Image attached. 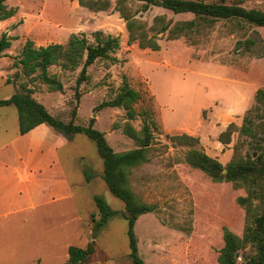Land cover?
<instances>
[{
    "label": "rangeland",
    "instance_id": "374dc122",
    "mask_svg": "<svg viewBox=\"0 0 264 264\" xmlns=\"http://www.w3.org/2000/svg\"><path fill=\"white\" fill-rule=\"evenodd\" d=\"M110 1L109 9L92 11L78 0H6L15 13L0 21V35L6 32L11 39L0 57V99L9 97L26 79L14 76L17 68L12 63L27 39L40 46L65 43L77 33L93 40L97 30L117 36L119 48L111 54L115 59H100L88 67V79L78 88V102L74 94L80 67L70 70L58 64L50 66L49 72L59 76L63 89L53 91L39 80H29L32 96L64 121L72 119L76 106L74 123L88 125L94 118L93 126L104 133L113 150L125 151L135 147L122 131L128 120L125 110L97 106L114 96L126 76L141 95L134 104L137 112L148 110L155 121L149 160L129 175L136 197L155 206L137 221L144 263L218 264L223 228L241 235L248 223L244 207L237 202L245 191L212 181L189 166L184 155L190 147L173 143L169 135L197 137L195 147L222 164L232 159L235 150L241 155L255 151V139L241 135L238 128L255 104L256 90L264 89V26L216 19L210 25L201 23L191 36L167 39L164 34L158 38L159 49L152 50L129 42L125 22L113 9L116 0ZM225 2L264 10V0ZM140 4L132 3V7L139 9ZM158 14L173 21L193 18L191 13L173 14L156 6L140 11L137 17L150 25ZM142 119L137 114L129 122L140 129ZM230 123L236 130L224 143L219 135ZM27 133H18L15 106H1L0 264H64L69 245L84 248L90 242L94 252L84 264H133L122 217L124 206L102 179V159L94 142L82 134L69 141L46 124ZM26 155L41 157L36 161L41 160L44 167L42 181L30 184L27 191L17 185L21 178L15 171L12 178L10 169ZM30 171L27 181L33 182L38 171L32 167ZM57 181L61 184L54 185ZM95 195L118 211L98 228ZM18 207L23 209L16 211ZM260 209V202L254 200L252 212L257 214ZM253 252L246 246L237 264Z\"/></svg>",
    "mask_w": 264,
    "mask_h": 264
},
{
    "label": "trees",
    "instance_id": "16d2710c",
    "mask_svg": "<svg viewBox=\"0 0 264 264\" xmlns=\"http://www.w3.org/2000/svg\"><path fill=\"white\" fill-rule=\"evenodd\" d=\"M139 2V9H134L132 3ZM78 3L92 11H103L111 7L110 0H78ZM151 6L171 11L173 14L191 13L193 18L173 21L165 14H158L152 18L151 24L138 18L137 14L149 10ZM113 9L124 20L128 32L129 42H136L141 48L158 50V38L166 34L167 39H177L181 36H191L199 31L201 23L212 24L216 19H238L256 26H264V10L246 8L237 4H227L225 0L206 2L203 0H116ZM15 13V8L8 7L6 0H0V21ZM93 40L84 34H71L65 43H50L36 46L27 39L22 45L17 59L12 63L17 70L14 76L20 75L26 79L20 82L19 89L9 97L0 99V107L13 105L17 111L18 133L25 134L40 124H46L72 140L75 135L82 134L94 142L98 154L102 159V179L109 192L123 203L122 217L126 220V234L129 247V257L133 264H145L139 252L137 239V221L140 217L152 212L154 205L140 201L131 188L129 175L131 170L149 160V149L153 141L152 126L155 121L148 110L137 112L134 104L140 99V92L134 89L123 76V83L112 98L101 101L97 106L117 107L125 110L128 120L122 126L125 135L133 140L135 147L125 151H114L107 142L102 131L93 126L94 118L88 125L76 124V106L71 111L72 119L64 121L53 115L32 94L33 87L28 86L29 80H39L50 90L61 91L63 83L59 76L49 72V67L55 64L63 69L75 70L80 67L75 84V100L79 101L80 84L88 79V67L100 59L114 60L111 56L119 48V39L111 34L103 35L101 31L93 32ZM11 39L6 32L0 35V57L9 48ZM9 82V78H7ZM260 111H263L260 114ZM137 114L143 115V125L134 128L129 122ZM259 121L256 123L255 118ZM236 130L234 123L228 124L225 131L220 133L219 139L227 143L230 135ZM243 136L250 137L255 146L253 153L241 155L235 153L231 160L222 164L196 148L198 138L186 133L169 135L170 140L178 145L190 148L184 159L192 168L206 174L212 181L231 183L235 188H242L245 195L237 197V202L244 207L247 215V225L241 235L227 227L223 228L222 247L218 251V264H237L241 251L248 245L254 250L242 259L240 264H264V89L255 92V104L246 111L243 123L238 128ZM259 137L258 139H256ZM262 141V142H260ZM100 218L95 227H101L110 218L118 214L109 204L98 195L93 196ZM258 200L261 209L257 214L253 211V201ZM68 258L64 264H84L94 252L93 242L86 247L69 245ZM38 264V263H36Z\"/></svg>",
    "mask_w": 264,
    "mask_h": 264
},
{
    "label": "crops",
    "instance_id": "0c3cea01",
    "mask_svg": "<svg viewBox=\"0 0 264 264\" xmlns=\"http://www.w3.org/2000/svg\"><path fill=\"white\" fill-rule=\"evenodd\" d=\"M41 125V124H40ZM39 126V125H38ZM37 126V127H38ZM37 127H35V128H33L32 130H30L28 133H27V135L28 134H32L33 133V131L37 128ZM41 157H30V156H28V155H26L25 157H24V160L22 161V160H18L19 162V165H15V166H13V167H10V169H11V172H12V178H13V172L15 171L18 175H19V177L21 178V182L20 183H18V181H16V179H15V181H16V183H17V185L18 186H22L23 188H24V190L25 191H27V188H28V186L30 185V184H32V183H38V182H40V181H42V178H41V172L44 170V167H43V165L41 164V160H39V161H36L37 159H40ZM21 163V164H20ZM31 167L32 168H37V171H38V177L36 178V180L35 181H27L28 179L27 178H29V175L28 174H30V170H31ZM40 168H41V170H40ZM7 176H9V175H7ZM10 177V176H9ZM59 183V181H57V182H55L54 183V185L55 184H58ZM59 184H61V183H59ZM65 185H67L68 186V184H65ZM52 186V184L50 185V187ZM66 186V187H67ZM19 190V189H18ZM26 194V193H25ZM53 194V193H52ZM51 199H54V198H51ZM23 209V207H18V208H15V210L16 211H20V210H22ZM14 210V209H13ZM12 210V211H13ZM9 212V211H8ZM8 212H7V214H8Z\"/></svg>",
    "mask_w": 264,
    "mask_h": 264
}]
</instances>
